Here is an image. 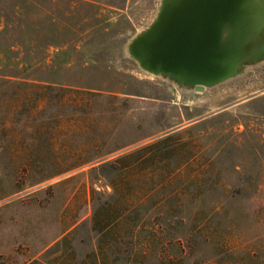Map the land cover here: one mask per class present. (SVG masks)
<instances>
[{
    "label": "rangeland",
    "instance_id": "obj_1",
    "mask_svg": "<svg viewBox=\"0 0 264 264\" xmlns=\"http://www.w3.org/2000/svg\"><path fill=\"white\" fill-rule=\"evenodd\" d=\"M162 5L0 0V264H264V47L149 69Z\"/></svg>",
    "mask_w": 264,
    "mask_h": 264
},
{
    "label": "water",
    "instance_id": "obj_2",
    "mask_svg": "<svg viewBox=\"0 0 264 264\" xmlns=\"http://www.w3.org/2000/svg\"><path fill=\"white\" fill-rule=\"evenodd\" d=\"M263 6L264 0H163L156 20L134 40L131 52L152 70L193 83L220 81L250 51L264 47L259 31Z\"/></svg>",
    "mask_w": 264,
    "mask_h": 264
},
{
    "label": "trees",
    "instance_id": "obj_3",
    "mask_svg": "<svg viewBox=\"0 0 264 264\" xmlns=\"http://www.w3.org/2000/svg\"><path fill=\"white\" fill-rule=\"evenodd\" d=\"M151 145H152L151 143L150 144H147V145L146 144H143V145L137 147L136 149H134L131 152H125V153H123L121 155H118L117 157H115V159L113 161L118 160V159H121V158H124V157H130V156H132L136 152H140L142 150L148 149ZM108 162H110V161H108Z\"/></svg>",
    "mask_w": 264,
    "mask_h": 264
}]
</instances>
